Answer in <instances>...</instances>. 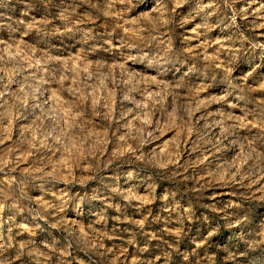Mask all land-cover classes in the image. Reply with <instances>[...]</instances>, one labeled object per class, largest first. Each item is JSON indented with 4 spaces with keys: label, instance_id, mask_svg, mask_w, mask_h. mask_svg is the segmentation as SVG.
<instances>
[{
    "label": "rangeland",
    "instance_id": "obj_1",
    "mask_svg": "<svg viewBox=\"0 0 264 264\" xmlns=\"http://www.w3.org/2000/svg\"><path fill=\"white\" fill-rule=\"evenodd\" d=\"M0 264H264V0H0Z\"/></svg>",
    "mask_w": 264,
    "mask_h": 264
}]
</instances>
